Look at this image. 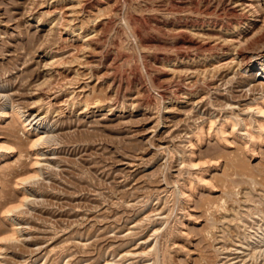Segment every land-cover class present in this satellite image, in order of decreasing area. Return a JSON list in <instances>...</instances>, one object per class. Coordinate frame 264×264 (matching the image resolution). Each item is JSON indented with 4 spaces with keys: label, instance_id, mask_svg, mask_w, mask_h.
<instances>
[{
    "label": "rangeland",
    "instance_id": "1",
    "mask_svg": "<svg viewBox=\"0 0 264 264\" xmlns=\"http://www.w3.org/2000/svg\"><path fill=\"white\" fill-rule=\"evenodd\" d=\"M255 1L264 8V0ZM232 2L0 0V110L7 114L0 116V152L8 153L0 157V264H264V142L247 137L259 114L245 104L264 75L234 66L214 83L198 81L197 94L178 102L181 81L164 58L178 41L202 38L179 25L243 20ZM259 40L247 48L264 45V36ZM50 49L62 57L52 68ZM11 104L27 123L50 107L39 125L45 140L35 148ZM231 112L249 125L238 124L242 139L228 125L225 144L208 133V119L216 128ZM12 122L22 138L14 137ZM198 124L202 136L185 137ZM10 206L16 213L4 212ZM6 215L19 222L14 240Z\"/></svg>",
    "mask_w": 264,
    "mask_h": 264
},
{
    "label": "bare ground",
    "instance_id": "2",
    "mask_svg": "<svg viewBox=\"0 0 264 264\" xmlns=\"http://www.w3.org/2000/svg\"><path fill=\"white\" fill-rule=\"evenodd\" d=\"M78 1V0H77ZM223 1V0H222ZM257 2L255 0H233L232 4H231V7L233 10H238L242 15L244 16L243 17V20H240V21H237V22H227V23H224V22H216V21H207V20H202V21H193L191 24H187V25H179L177 28V30H184V29H189L191 31H193L194 33H192V35L196 34L195 36H200L202 38L200 39H183V40H180L178 41V50L176 49V52H173V53H166V55L164 56V58L166 59L167 61V64L170 65L169 69L172 73V75L175 77L178 78V80L181 81V85L178 87L177 89V100L178 102H183L184 98H190L192 96H195L197 94L198 91H196V89H194V87L196 86L197 82L201 81V84H203L205 82V84L209 83H214L213 81H217V80H221L224 75H227L228 72H232L233 70V67L234 66H237L238 68L242 66H248L250 68V71H252L254 68L255 69H259L261 70V74L264 75V45H261L259 47H255V48H247V45H251L250 43H255L259 40V38H262L264 36V8L262 9H258L257 8V5L256 4ZM82 4V3H81ZM226 4V3H225ZM77 6V5H76ZM80 6V5H79ZM83 7V6H82ZM206 7V6H205ZM262 7V6H261ZM84 9V8H83ZM226 9V8H225ZM80 12V11H79ZM208 12V11H207ZM224 13V12H223ZM226 13V12H225ZM233 13V12H232ZM237 13V12H236ZM177 14H180V13H177ZM193 14V13H192ZM207 14V13H206ZM197 15V14H195ZM194 15V16H195ZM89 16V15H88ZM219 16V15H218ZM222 16V15H221ZM90 17V16H89ZM59 18V17H57ZM223 18V17H222ZM61 19V18H60ZM59 19V21H60ZM168 19V18H167ZM182 19V18H181ZM242 19V18H241ZM58 21V19H56ZM227 20V19H226ZM72 21V20H70ZM90 21V20H89ZM219 21V20H218ZM107 22V21H106ZM89 23V22H88ZM95 23V22H94ZM84 21L80 24V26H78V29H81L83 30L84 28ZM70 28V27H69ZM67 29V28H66ZM92 29V28H91ZM176 29V28H175ZM86 30V29H85ZM176 31V30H175ZM71 32H76L74 31V29L71 30ZM82 32V31H81ZM91 32V31H90ZM177 32V31H176ZM180 32V31H179ZM187 32V31H186ZM77 33V32H76ZM99 33V32H97ZM78 35V34H77ZM94 36V34H92ZM97 35V34H96ZM95 35V36H96ZM87 36V34H86ZM91 36V37H93ZM90 37V36H89ZM88 37V38H89ZM90 37V38H91ZM188 37V36H187ZM186 37V38H187ZM195 38V37H194ZM91 40V39H90ZM177 40V39H176ZM260 41V40H259ZM264 42V41H263ZM257 44V43H256ZM177 46V45H176ZM86 47V46H85ZM187 47V48H186ZM48 48V47H47ZM52 49V48H51ZM51 49L50 50H47L46 53H47V56L48 54H50L51 52ZM173 51V50H172ZM69 55V54H68ZM230 55H233L232 57H230V59L226 60V58ZM66 56V55H64ZM63 56V57H64ZM51 59L50 61H46V65H50V67L48 68H52L51 66H53L55 63H60V59L62 58H55V54H50ZM162 57V56H161ZM229 58V57H228ZM58 63V64H59ZM62 63V61H61ZM60 63V64H61ZM69 64V63H68ZM72 64V63H71ZM70 64V65H71ZM45 65V64H44ZM63 65V64H62ZM83 65V64H82ZM211 65V66H210ZM230 65H233L232 66V69L229 70L228 67H230ZM57 66V65H56ZM55 67V65H54ZM47 68V67H46ZM72 68V67H71ZM237 68V69H238ZM51 70V69H50ZM49 70V71H50ZM83 71V70H82ZM167 71V70H166ZM55 72V70H53L52 72H50L49 74L52 76H54L55 74H53ZM77 72V71H76ZM90 72V71H89ZM88 72V73H89ZM226 72V73H225ZM78 73V72H77ZM235 73V72H234ZM91 74V73H90ZM238 74V73H236ZM75 75V74H74ZM79 75V74H78ZM77 75V76H78ZM83 75V74H82ZM241 75V74H240ZM255 75L254 73H252V75H250V78L251 79H254L255 78ZM89 76V75H88ZM115 76V75H114ZM172 76V77H173ZM233 76V75H232ZM243 76V75H242ZM236 77V76H235ZM76 78V77H75ZM81 78V77H80ZM79 78V79H80ZM84 78V77H83ZM114 78V77H113ZM231 78V77H229ZM55 79V78H54ZM78 79V78H77ZM78 79V80H79ZM243 79V78H242ZM73 80H76L73 78ZM77 80V81H78ZM173 80V79H172ZM225 80V79H224ZM235 80V79H233ZM175 81V80H174ZM203 81V83H202ZM228 81V80H227ZM237 81V80H236ZM79 82H81L79 80ZM114 82V81H113ZM112 82V83H113ZM178 82V81H177ZM249 82V81H248ZM198 83V84H199ZM69 84V83H68ZM71 84V82H70ZM73 84V83H72ZM119 84V83H118ZM169 84V83H168ZM184 84L186 85L184 87ZM208 84V85H209ZM225 84V83H224ZM227 84V83H226ZM244 84L247 85V83L245 82H240L239 85L243 86ZM261 84V83H260ZM260 84H254L250 90L252 89V93H253V98L251 100L250 103H245L246 104V107L247 109H251L253 110L254 112L256 111L257 115L259 117L255 118L254 119V122L256 124V126H254L252 128V130H248L247 129V137L250 136V140H254V141H262L264 142V82H263V85L262 86H259ZM66 85V84H65ZM121 85V83H120ZM176 85V84H175ZM229 85V84H228ZM70 86V85H69ZM235 86V85H234ZM251 86V85H250ZM58 87V86H57ZM84 87V86H83ZM82 87V89H83ZM118 87V86H116ZM220 87V86H219ZM60 88V87H59ZM197 88L198 85H197ZM248 88V87H247ZM76 89V88H75ZM164 89V88H163ZM58 90V89H57ZM65 90V89H64ZM81 90V89H80ZM175 90V89H174ZM228 90V89H227ZM235 90V89H234ZM248 90V89H247ZM56 91V90H55ZM59 91V90H58ZM86 91V90H85ZM229 91V90H228ZM237 91H240L241 93L240 94H237L238 96L242 97V95H246L247 97V93H244L245 90L244 89H239ZM53 92V91H52ZM211 92V91H210ZM209 92V93H210ZM248 92V91H247ZM250 92V91H249ZM67 93V92H66ZM174 93V92H173ZM212 93V92H211ZM225 93V92H224ZM164 98L167 100H172V96L170 95L169 92H165V93H162ZM176 94V93H175ZM221 94V93H220ZM249 94V93H248ZM257 94H260V96H257ZM5 95V94H4ZM57 95V94H56ZM73 95V94H71ZM174 95V94H173ZM8 96V95H6ZM69 96V95H68ZM74 96V95H73ZM72 96V97H73ZM9 97V96H8ZM7 97V98H8ZM118 97V96H117ZM176 97V96H175ZM233 97V96H232ZM239 97V98H240ZM40 98V97H39ZM69 99L71 98L70 96L68 97ZM74 98V97H73ZM77 98V97H76ZM202 98L204 99V97L202 96ZM206 98V97H205ZM214 98V96H213ZM218 98H221V97H218ZM243 98V97H242ZM242 98L239 99L238 102H240V100H242ZM10 99V98H9ZM67 99V98H65ZM199 99V98H198ZM246 98H244L243 100H245ZM12 100V98H11ZM42 100V99H41ZM40 100V101H41ZM133 100V99H132ZM222 100V99H220ZM224 100V99H223ZM233 100H235V98H233ZM238 100V99H237ZM236 100V101H237ZM9 101V100H8ZM72 101V100H71ZM117 101V100H116ZM185 101V100H184ZM215 101V100H214ZM213 101V102H214ZM12 102V101H11ZM78 102V101H77ZM97 102V101H96ZM95 102V103H96ZM140 102V101H139ZM194 102V101H193ZM198 102V103H197ZM221 102V101H220ZM237 102V103H238ZM2 103V102H1ZM61 103V102H60ZM59 103V104H60ZM74 103V101H73ZM87 103V102H86ZM92 103V102H91ZM94 103V104H95ZM135 103V102H134ZM137 103V102H136ZM135 103V104H136ZM195 103V102H194ZM196 103L198 105H204L203 103V100L200 99V100H197ZM219 103V101H218ZM67 104H69L67 102ZM72 104V103H71ZM89 104V103H88ZM88 104H86V106H89ZM93 104V105H94ZM140 104V103H139ZM190 104V103H189ZM225 104V103H224ZM228 104V103H227ZM232 103H230L231 105ZM5 105V104H4ZM40 105V104H39ZM80 105V104H79ZM97 105H98V102H97ZM196 105V104H195ZM201 105V106H202ZM206 105V104H205ZM213 105V104H212ZM12 106V113L15 115V119L17 118L18 121L24 126V128H26L25 130L29 133H32L34 134L35 137L29 139L30 142H28L29 140L27 139V143H31V146H38L37 144L39 143H42L43 142V139H44V135H43V131H40V128H39V125L42 123V120H45V117L48 116L49 114V110L50 107H47L46 111H45V114H42L43 111H40L41 109H39L35 114H36V117L34 118V121L36 118L39 117V119L36 120V123L35 124H38V126L36 125V127L34 128V126H32V122L33 119L29 122L28 120L29 119H23L22 116L24 117V115H21V111L20 108L16 107V105L14 104H11ZM71 106V105H70ZM99 106V105H98ZM194 106V105H193ZM219 106V105H218ZM224 106V105H223ZM227 106V105H225ZM229 106V105H228ZM238 106V105H237ZM40 107V106H39ZM38 107V108H39ZM45 107V106H44ZM85 107V106H84ZM111 107V106H110ZM122 107V106H121ZM221 107V106H220ZM236 107V106H235ZM235 107H232V108H235ZM245 107V108H246ZM60 108V107H59ZM68 108V107H67ZM90 108V107H89ZM219 108V107H218ZM223 108V107H222ZM225 108V107H224ZM4 109V108H3ZM0 110V116L1 115H4L6 114L4 110ZM196 109V108H195ZM204 109V108H202ZM211 109V108H210ZM43 110V109H42ZM45 110V109H44ZM193 110V109H192ZM209 110V109H208ZM207 110V111H208ZM218 110V109H217ZM230 110V109H229ZM25 111V110H24ZM62 111V110H61ZM210 111V110H209ZM208 111V112H209ZM225 111V110H224ZM232 111V110H231ZM248 111V110H247ZM250 111V110H249ZM53 112V111H52ZM82 112V111H81ZM194 112V111H193ZM192 112V113H193ZM214 112V111H213ZM222 112V111H221ZM11 113V114H12ZM57 113V112H56ZM80 113V112H79ZM209 114V113H208ZM240 114V112H239ZM239 114L237 113H234V112H231L230 114H225L224 117H222V120L220 121V126L218 127H214L213 128V124L215 121V118H213L212 116L209 117V132L208 133H214V135L216 136V138H218L221 142L223 143H229V140H228V135H227V132L229 133V131H227V126L230 125L231 126V132L234 134H232L233 136L235 137H238L240 139L243 138L242 136V131L241 133H239V131H237L236 129L238 128V124H245V128H248V125H249V122L247 121V119H244V118H238ZM248 114V113H247ZM251 114V113H250ZM254 114V113H253ZM7 115V114H6ZM192 115V114H191ZM195 115V114H194ZM199 115V114H198ZM252 115V114H251ZM256 115V116H257ZM203 116V115H201ZM248 116V115H247ZM253 116V115H252ZM251 116V117H252ZM191 117V116H190ZM195 117V116H194ZM206 117V116H205ZM250 117V118H251ZM13 118V119H14ZM204 118V117H202ZM194 119V118H193ZM249 119V118H248ZM253 119V118H252ZM251 119V120H252ZM198 120V119H196ZM249 120V121H251ZM53 121V120H52ZM203 121V120H202ZM246 121V123L244 122ZM253 121V120H252ZM250 122V126H252L251 124L253 122ZM39 122V123H38ZM48 122V121H47ZM193 122V121H191ZM205 122V120H204ZM248 122V123H247ZM13 123V122H12ZM16 123V122H15ZM10 125V124H8ZM12 128L10 126V128L12 129L11 132L14 134V137L18 136L19 138H22L20 137L19 135V130H17V127L15 128L14 127V123L12 124ZM34 125V124H33ZM196 125V124H195ZM17 126V125H16ZM242 126V125H241ZM14 127V128H13ZM197 127L199 130L198 132L195 131L196 129H186L188 131H192L193 135L187 133L185 137H191V136H195L197 138H199L200 135L203 131V124H198V126H195ZM229 127V126H228ZM240 127V126H239ZM243 127V129H244ZM8 128V127H7ZM191 128V127H189ZM250 128V127H249ZM251 129V128H250ZM10 130V129H9ZM194 130V131H193ZM205 130V129H204ZM19 131V132H18ZM181 131V130H180ZM207 131V130H206ZM45 132V131H44ZM230 132V133H231ZM244 132V131H243ZM10 133V132H9ZM11 133V134H12ZM58 133V132H57ZM183 134V133H181ZM180 134V135H181ZM185 134V133H184ZM203 134V133H202ZM8 135V134H7ZM10 135V134H9ZM47 135V134H46ZM49 136V135H48ZM47 136V137H48ZM30 137V136H29ZM46 137V138H47ZM50 137V136H49ZM48 137V138H49ZM182 137V136H181ZM180 137V138H181ZM8 138V137H7ZM27 138V137H26ZM51 138V137H50ZM14 139H17V138H14ZM184 139V138H183ZM187 139V138H186ZM217 139V140H218ZM246 139V138H245ZM22 140V139H21ZM21 140H18L21 141ZM24 140V139H23ZM45 140V139H44ZM192 140V139H191ZM191 140H189V142H191ZM198 140V139H197ZM24 142V141H23ZM183 142V141H181ZM198 142V141H197ZM249 141H244L243 144L242 143H239L240 145L242 144L243 146H245V148H247V143ZM253 142V141H252ZM261 142V143H262ZM26 144V142H24ZM194 143V141H193ZM22 144V143H21ZM48 144V143H47ZM192 144V142H191ZM189 144V145H191ZM24 145V144H23ZM52 145V144H51ZM195 145V144H194ZM240 145L238 147H240ZM2 146V145H1ZM4 146H8V145H4ZM2 146V148L4 147ZM46 146V145H45ZM228 146V144H227ZM33 147V148H35ZM51 147V146H50ZM185 147V146H184ZM241 148V147H240ZM4 149V148H3ZM6 149V147H5ZM15 149V148H14ZM9 150V149H7ZM12 150V149H11ZM184 150V149H183ZM189 150V149H188ZM2 151V150H0ZM12 152V151H10ZM22 153V152H21ZM5 154H8V153H3V152H0V157L4 156ZM40 154L39 151L36 152V155L38 156ZM20 157L21 154H18ZM25 155V154H24ZM193 155V154H192ZM23 156V155H22ZM26 156V155H25ZM29 156V155H27ZM17 157V158H18ZM51 157V156H50ZM194 157V156H193ZM218 157V156H217ZM21 158H24V157H21ZM38 158V157H37ZM40 158V157H39ZM45 158V157H44ZM49 158V157H48ZM56 158V157H55ZM2 159V158H1ZM50 159V158H49ZM194 159V158H193ZM17 160H20V159H17ZM46 160V159H45ZM16 161V160H15ZM27 161V160H26ZM49 161V160H48ZM51 161V160H50ZM194 161V160H193ZM219 161V160H218ZM9 162V161H8ZM17 162V161H16ZM36 162L39 163V160H36ZM35 162V163H36ZM182 162V161H181ZM196 162V161H195ZM11 163V162H10ZM190 163V162H189ZM189 163H187L189 165ZM13 166L15 167V164L17 163H12ZM217 164V163H215ZM39 165V164H38ZM43 165V164H42ZM41 165V166H42ZM45 165H48V164H45ZM44 165V166H45ZM197 166V167H201L202 163H192L191 162V166ZM7 166V164H6ZM11 166V165H10ZM9 166V167H10ZM203 166V165H202ZM211 166V165H210ZM215 166V165H214ZM12 167V166H11ZM10 167V168H11ZM13 167V168H14ZM49 167V166H48ZM196 167V168H197ZM21 168V167H19ZM194 168V167H193ZM7 170V168H6ZM12 170V169H11ZM38 170V169H37ZM17 165H16V169L14 168L12 173H16L17 174ZM225 171V170H224ZM40 172V171H39ZM45 172V171H44ZM205 172V171H204ZM227 172V171H225ZM8 173V172H7ZM12 174V175H13ZM43 174V173H42ZM229 174V172L227 173ZM232 174V173H231ZM39 175V174H38ZM11 176V175H10ZM14 176V175H13ZM11 176V177H13ZM228 176V175H226ZM18 177V176H17ZM233 177V176H232ZM16 178V177H15ZM218 178V177H217ZM229 178V177H228ZM10 179V178H9ZM35 179V178H34ZM18 180V179H17ZM224 180V179H223ZM232 180V178H231ZM230 180V181H231ZM26 181H29V180H26ZM25 181V182H26ZM226 182V179L224 180ZM222 181V183L224 182ZM228 181V180H227ZM241 181V180H240ZM224 182V184H225ZM233 182V181H232ZM14 183V182H13ZM22 183V182H20ZM28 183V182H27ZM218 183V182H217ZM15 184V183H14ZM19 184V182H17V185ZM222 187H223V184H221ZM234 185V184H233ZM28 187V186H27ZM31 188V187H30ZM231 188V187H230ZM26 187H23L22 189V201H25L27 199H30L28 197H30L25 191ZM20 190V189H19ZM264 192V191H263ZM32 193V191H31ZM35 193V192H34ZM247 195H246V194ZM244 193V196H248V192H245ZM257 193V192H256ZM258 194V193H257ZM254 196V195H253ZM264 197V194L263 195H260L261 198ZM8 198V197H7ZM248 198H250V196H248ZM257 198V197H255ZM32 199V198H31ZM258 199V198H257ZM11 200V199H10ZM34 200V199H32ZM259 200V199H258ZM9 201V200H8ZM8 201H6L8 203ZM29 201V200H28ZM260 201V200H259ZM5 202V201H4ZM5 202V203H6ZM262 202V201H261ZM4 203V204H5ZM6 203V204H7ZM24 203V202H23ZM22 203V204H23ZM2 204V206L4 205ZM6 204L4 205V208L6 206ZM20 204V203H19ZM25 204V203H24ZM23 204V205H24ZM1 206V205H0ZM14 206V205H13ZM13 206L11 207H8L5 209L4 212L8 213L12 210L15 211L17 210L19 206H22V205H17L16 208L13 209ZM1 208V207H0ZM218 208V207H217ZM2 213V212H1ZM11 213V212H10ZM16 213V211H15ZM5 214V213H4ZM12 214V213H11ZM10 215V214H8ZM6 215V216H8ZM8 222L10 223V226L12 229V234L9 237L10 240H14L17 238V232L19 231V227H18V223L14 221L15 218H13L12 216H8L6 217ZM227 219V218H226ZM231 219V218H230ZM228 218V220H230ZM225 220V218H224ZM231 221V220H230ZM18 224V225H17ZM25 225V224H24ZM258 227V226H257ZM261 227V226H259ZM258 227V228H259ZM21 230V229H20ZM156 231V230H155ZM20 232V231H19ZM257 232V231H256ZM261 232V231H260ZM155 233V232H154ZM20 236V235H19ZM223 236V235H222ZM250 236V235H249ZM246 237V235H245ZM252 237V236H251ZM258 237V236H257ZM260 241L264 240V234L262 236H260ZM219 239V238H218ZM250 239V238H249ZM258 239V238H257ZM18 240V239H17ZM9 241V240H8ZM248 241V240H247ZM15 242V241H13ZM218 242V241H217ZM225 242V241H224ZM260 243V242H259ZM228 245V244H227ZM240 245V244H239ZM223 246V245H222ZM243 246V245H242ZM2 246H0L1 248ZM224 247V246H223ZM258 247V246H257ZM256 247V248H257ZM40 248V247H39ZM42 248V247H41ZM228 248V247H227ZM226 249V248H225ZM229 249V248H228ZM226 249V250H228ZM232 249V248H231ZM234 249V248H233ZM236 249V248H235ZM259 250V249H257ZM253 252H255L254 250H252ZM223 252V251H222ZM221 252V253H222ZM235 252V251H234ZM238 252H241V251H238ZM245 252V251H244ZM250 252V251H248ZM252 252V253H253ZM257 252V251H256ZM224 253V252H223ZM45 255V254H44ZM255 255H257L255 253ZM238 256V255H237ZM250 256H251V253H250ZM221 258V257H220ZM249 258V257H248ZM247 258V259H248ZM150 259V258H149ZM229 259V258H228ZM232 259V258H231ZM246 259V260H247ZM261 259V258H260ZM240 261L241 260H244L243 262H246L245 259H239ZM47 261V260H45ZM225 261V260H224ZM238 262V260H236ZM259 261V260H258ZM226 262V261H225ZM252 262V261H251ZM216 263V262H215ZM233 263V262H231ZM255 263V262H254ZM150 264V263H149ZM153 264V263H152ZM241 264H244V263H241Z\"/></svg>",
    "mask_w": 264,
    "mask_h": 264
}]
</instances>
